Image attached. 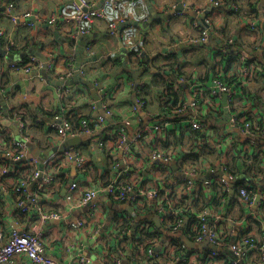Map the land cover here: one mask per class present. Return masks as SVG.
I'll use <instances>...</instances> for the list:
<instances>
[{
	"label": "built area",
	"instance_id": "built-area-1",
	"mask_svg": "<svg viewBox=\"0 0 264 264\" xmlns=\"http://www.w3.org/2000/svg\"><path fill=\"white\" fill-rule=\"evenodd\" d=\"M107 1L112 8H118L117 1ZM220 4L222 2H214V6ZM13 9L14 5L9 3L6 12L10 20L16 23L20 17L12 14ZM73 9L67 22L74 28L71 33L74 38L87 33L86 24L107 17L103 9H96L87 0H74ZM233 10L238 11V7ZM197 13L202 12L197 10ZM31 16L25 13L21 18L28 19ZM119 23H125V20L118 16L108 23V28L113 30ZM47 24H59L57 17H50ZM191 28L199 37L190 38L189 43L205 44L213 24L206 16L200 21L193 19ZM249 28L256 31V21L250 20ZM0 36H3L2 32ZM218 37L227 45L233 44L231 39H225L222 35ZM12 45L10 41L6 50ZM26 51L28 47L22 50ZM232 51L236 60L231 65L237 72L221 68L217 75L201 83L196 79L187 82L179 79V83L188 84L190 102L180 101L174 107L170 106L169 116L157 123L140 127L131 137H128L127 130L131 125L130 116L135 117L138 111L145 108V100L141 98L140 92L133 99L128 111L129 117L119 122L118 127L110 126H115L110 121L113 116L108 104L110 93L100 87V113L96 112L95 105H91L89 112L92 115H79L75 112L68 114L64 109L52 114L46 127L54 130L60 144L67 139L88 137L95 139L103 152L108 151L109 166L104 177H100L101 173L97 175L93 172L90 161L79 150H62L59 146L44 160L32 156L30 146L33 139L30 130L42 122L21 111L14 113L9 119L16 127V136L0 126V190H11L15 195L16 213L25 216L31 223L39 222L40 226L49 220H63L72 210L86 211L83 217L69 224V229L76 232L85 228L90 248L99 251L97 264H264V228L261 226L262 221L257 220L252 211L256 196L260 195L261 199L264 194L261 192L253 195L249 200L246 189L249 186H241L236 189L234 197L223 200L217 210L202 207L198 202V183L207 193H210L212 185H217L223 193H229L235 178L227 174L225 159L210 164L203 158L193 161L186 157H197L204 143L229 155L244 150L259 153L256 140L264 137V128L260 129L256 125L261 117L252 115L257 106L249 99L248 90L249 82L258 74V63L246 59L242 53ZM219 52L226 56L224 49ZM261 53L264 56V44ZM44 59V63L35 57H30L26 64H21L20 60L9 61L7 68L40 78L39 70L43 64L46 65V72H52L57 65V55L53 51H48ZM73 73V65H68L58 79L61 84L56 86L57 94L62 98L72 92V86L80 87L79 83L69 87L64 84ZM261 79L264 88V74ZM93 85L98 87L97 82ZM143 87L144 84H138L139 89ZM242 89L246 93L243 98L239 97ZM203 92H207L206 96ZM224 95L228 113L226 124L229 129L237 130L244 137V145L236 151H233L232 138L226 133L220 138L207 139L208 123L196 117L195 111L203 105L210 112L217 113ZM236 98H241V102L236 103ZM0 99L5 102L9 100V90L2 88L1 84ZM191 112L193 116L188 117ZM72 117L79 119L77 124H72ZM249 117L254 120H249ZM238 122L243 123L241 128H238ZM197 134L204 138L197 141ZM151 139L155 142H150L143 149V141ZM108 144H113L114 148L105 149ZM67 165L73 166L78 178H83L76 177L63 186L58 172ZM261 168L264 171V164ZM158 173L162 175L158 176ZM203 173L213 176L201 181L199 178ZM218 173L222 176H217ZM47 190H61L64 193V203L55 204V211H47L46 206L50 204ZM210 196L213 198L215 195ZM100 198H107L113 205L121 206V210L115 211L112 217L108 216L102 204L97 202ZM225 201L244 207L247 211L237 223L231 222L233 237L230 241L231 234L221 231V225L228 221L226 212L222 211ZM153 217L158 219L159 228L153 223ZM248 217L259 223V232H247L248 228H245L243 222ZM31 223H26L22 228L10 229L6 238L0 228V264H14L20 257L30 264H93L90 257L82 255L80 251L65 262L52 258L46 252L43 230L40 227L27 230ZM235 227L240 230L235 232ZM183 240L195 245L208 242L215 245L217 250L207 248L199 252L197 249H189ZM170 241H178L179 244L174 247ZM73 247L71 245L70 249ZM180 252L187 254L180 255Z\"/></svg>",
	"mask_w": 264,
	"mask_h": 264
},
{
	"label": "crops",
	"instance_id": "crops-1",
	"mask_svg": "<svg viewBox=\"0 0 264 264\" xmlns=\"http://www.w3.org/2000/svg\"><path fill=\"white\" fill-rule=\"evenodd\" d=\"M73 1L10 0L5 4L4 0H0V8L4 6V10L0 12V32L3 33V36H0L1 48L6 50L7 44L11 41L13 43L11 47H14L12 54L15 56L23 54L21 48L28 46L27 54L29 55L23 59L32 57L30 54L42 59L48 51H53L57 55L55 69L52 72L40 69V78L12 72L7 68L9 60L0 57V84L2 88L9 90L8 102L0 99V126L16 136V127L9 119L14 113L21 111L41 120L42 123L30 130L33 139L30 153L39 160H44L59 146L60 149L79 150L94 167L93 172L97 175L101 173L100 177H104V172L108 171L109 157L103 155L97 141L89 138L73 146L67 145L66 142L60 144L54 130L46 127L52 114L64 109L68 111V114L75 112L79 115H92L89 112L91 105H95L96 112L100 113V108L97 106L100 102V87L110 93L108 104L113 114L110 121L115 125L110 124V126L114 128L120 125L119 122L129 117L128 111L134 97L139 95V92L141 95L147 93L141 97L145 100V108L138 111L135 117L130 116L131 125L127 130L128 137H131L140 127L157 123L158 120L169 116V107L173 101L168 97L169 93L164 92L166 88L172 87L176 92L177 103L190 102L188 84L179 83V79L186 82L196 79L201 83L213 77L219 64L215 51L226 44L219 39V35L233 40L234 50L241 52L246 59L255 60L258 63V74L255 79L262 83L260 79L264 74V56L261 53V47L264 44V0H180L185 12L167 18L166 16L177 5V0H115L118 2L117 9L107 4V0L103 2L87 0L96 9H103L107 17L86 24L87 33L77 38L72 37L74 28L70 22H67L74 10ZM214 2H222V4L214 6ZM9 3L14 5L12 14L20 17L16 23H13L7 15L6 7ZM234 7H240L243 11L254 9V13L241 14L239 11L235 12ZM197 10L202 13L196 15ZM25 13H30L32 16L28 19L21 18ZM255 13L258 17L252 19ZM52 16L57 17L59 24L54 26L47 24ZM118 16L122 17L125 23H119L115 29L110 30L108 23L116 20ZM206 16L213 24L208 42L190 44V38L199 37L191 28L192 20L200 21ZM250 20L256 21V31L249 28ZM54 34L67 41V47L79 54L78 71L75 69L76 57L65 51ZM138 53L140 56L137 57ZM68 65L69 67L73 65L74 73L67 80L66 85L69 87L79 83L80 87L72 86V92L65 94L62 98L57 94V87L52 82H59V77ZM230 69L237 72L232 66ZM94 82L98 83V87H94ZM87 83L94 89L88 88ZM259 83H256L257 87H255L256 84H249L250 94L259 93ZM138 84H144V87L147 85V88L139 89ZM222 103L223 98L215 114L210 112L206 105L201 106L195 111L196 117L207 120V139L220 138L223 133H226L232 138L233 151H236L244 145V137L237 130L229 129ZM263 108L261 103L259 107L253 109L252 115L262 117ZM239 110L242 111V108ZM191 116H193L192 112L188 117ZM150 142L155 141L152 139L143 141L142 148L145 149ZM258 147L259 152L264 154V142ZM113 148V144L105 147V149ZM204 157L206 158L204 161L210 164L215 161V154L208 153ZM161 175L158 173V176ZM205 176L206 173L201 174L199 180ZM58 177L63 181V186H66L70 180L77 177V174L73 166L67 165L58 172ZM243 179L247 185L254 184V180L248 177L243 176ZM263 180L264 174L258 180V187ZM46 192L50 200V204L46 206L47 211L57 210L55 204L64 203V193L61 190ZM228 194L233 195L230 191ZM97 202L102 204L108 216L112 217L115 211L121 210V206L119 208L113 205L107 198H100ZM223 209L228 221L221 225V231L231 234L230 241L233 237L231 222L237 223L247 211L244 207L227 201L223 203ZM252 211L255 218L262 221L261 226L264 228V219L259 214L258 207ZM85 213L86 211L72 210L65 219L49 220L40 226L39 222L31 223L25 216L16 213L15 195L11 190H0V228L5 238L10 229L22 228L26 223H31L27 230L31 231L40 227L46 240L47 254L58 261H68L73 254H78L80 251L82 255L90 257L93 264H97L99 251L90 248L88 232L85 228L76 232H71L72 230L69 229V224L79 220ZM243 224L252 233L259 232V227L255 225L252 218L251 220L246 218ZM238 230H240L239 227L234 228L235 232ZM71 245H74L72 249H70ZM14 264L30 263L20 257Z\"/></svg>",
	"mask_w": 264,
	"mask_h": 264
},
{
	"label": "trees",
	"instance_id": "trees-1",
	"mask_svg": "<svg viewBox=\"0 0 264 264\" xmlns=\"http://www.w3.org/2000/svg\"><path fill=\"white\" fill-rule=\"evenodd\" d=\"M238 11L242 14V13H246L247 15H250L252 13H254V9L252 10H248V11H243V9H241L240 7H238ZM236 11V12H238ZM258 17V14L255 13V15L253 16L252 19H256ZM28 47L23 46L21 48V51L23 50V48ZM14 47H11L8 49V52H10L11 54L14 53L13 51ZM220 49H224L225 50V55H223V53L219 52ZM232 49L234 50V45H227V44H223L221 47H219V49H216L215 52H217L216 54L218 55V62L219 64L217 65L218 68L216 70V72L214 73L213 76L217 75L218 72L222 69H230L231 68V64L234 63V61L236 59L233 58V54L234 52L232 51ZM237 51V50H235ZM238 53H241L239 51H237ZM136 54V52H135ZM230 57V58H229ZM21 64H26L29 62V58L26 59H22L19 61ZM13 72V71H12ZM16 73V72H15ZM155 78V77H154ZM226 80H230V79H226ZM259 83L258 80L255 79L251 80L249 82V84H256ZM170 86V85H169ZM258 85L256 84L255 87H257ZM2 87V86H1ZM144 88H147V85H145ZM142 89V88H141ZM167 90H165V93L167 92V94L169 93L168 97L172 98L173 101V105H171L172 107H174L178 101L177 99V95L176 92L173 91V88H166ZM260 93V94H259ZM259 93L252 95L250 94L249 99H251L255 106H260V104H264V88L262 86L261 83H259ZM204 96H206L207 92H203ZM145 95H147V93H142V97H144ZM246 95L245 90L242 89V93L239 97H244ZM241 98H236V103L241 102ZM179 103V102H178ZM231 111H233V107H231ZM239 113V112H238ZM200 118V117H199ZM249 120H254L253 117H249ZM205 122H207V120L204 118L203 119ZM72 124H77L79 119L72 117L71 118ZM208 123V122H207ZM256 125L259 126L260 129L264 128V116L262 115L260 122L256 123ZM238 128H241L243 126V123H237ZM208 127V126H207ZM51 130V129H50ZM204 136L197 134V141H200L201 139H203ZM262 140H264V137H260L256 140V146H260L262 142ZM104 156L108 158V151H104L103 152ZM208 153L210 154H215V160L217 161H221L222 159L226 160V166H227V174L234 177L235 178V183H234V193L231 196L230 194H228L227 192H221L218 188L217 185H212L210 187V193H207V191H205V189L202 187L201 183H198V202L201 204L202 207H210L213 210H217V207L222 206V201L225 199H229V198H233L234 195L236 194V189L238 187H245L247 185V182L245 181V179H243V176L248 177L252 180H254V184L252 185H248L249 187H247V191H248V197L249 200L252 199L253 195H256L258 193H263L264 194V186L263 187H258L257 183L259 178L263 177V170H262V165L264 164V154L256 153L255 150L253 151H249V150H244L242 152H239L237 154H233V155H229L225 154L222 150H216L212 147H210V145L208 143H204L200 149V153L196 156L193 155H188L186 156L187 158L191 159V160H195L198 158H203L206 159L204 156H206ZM202 181V180H201ZM214 194L215 196L212 198L210 195ZM258 211L259 214L263 217L264 219V197H262L260 199V201L258 202ZM248 220H251L250 217L247 218ZM253 222L255 223L256 226L259 227L260 230V226L259 223L256 220H253ZM251 230L247 229V232H250ZM172 246H178L179 242L178 241H170ZM198 250V249H197ZM208 250L207 248L198 250L199 252H204ZM187 254V252H180L179 254ZM176 254H178V251H176Z\"/></svg>",
	"mask_w": 264,
	"mask_h": 264
},
{
	"label": "water",
	"instance_id": "water-1",
	"mask_svg": "<svg viewBox=\"0 0 264 264\" xmlns=\"http://www.w3.org/2000/svg\"><path fill=\"white\" fill-rule=\"evenodd\" d=\"M10 0H4V3L7 4ZM103 1H106V0H102ZM98 8V7H97ZM4 10V6L0 8V12H2ZM185 10L183 9L181 3H180V0H177V5L172 9V11L170 12V14L167 17H171V16H174L176 14H181V13H184ZM260 17L262 18V14L260 15ZM30 20V19H29ZM150 23V21L148 22V24ZM56 40L59 42V44L64 47L65 51L68 53V54H71V55H74L76 57V60H77V64H76V71L79 70V63H80V59H79V54L76 53V52H73L72 50H70L68 47H67V41L61 39L57 34H54ZM28 51L24 52L23 54H20V55H13L11 54L10 52H8L7 50L3 49L0 47V57H3V58H6L7 60L9 61H18V60H22L24 57H28L29 53L27 54ZM32 57H35L36 59H38L39 61H41L42 63L45 62V59L44 57L41 59V58H37L35 55L33 54H30ZM46 68V65L43 64L42 66V69L43 71H46L45 70ZM134 79H135V75H134ZM55 86H58L59 84H61L60 82H52ZM84 83V82H83ZM64 84H67L66 82ZM86 86L90 89H94L92 87V85L90 84H86ZM137 86V85H136ZM98 102V101H97ZM226 95L223 96V103H222V106L224 108V111H225V114L226 116L228 117V113H227V109H226ZM99 108H100V102H98V105H97ZM87 139L89 138H80V137H75V138H71V139H67L66 140V144L67 145H70V146H73V145H77V144H80L82 143L83 141H86ZM91 139V138H90ZM62 149V148H61ZM62 150H65L64 148ZM213 175H210V174H207L202 180H205V179H209L211 178ZM217 176H222L221 173H218ZM248 182H251L248 180ZM261 187L264 186V180L261 181L260 185ZM230 192L231 193H234V185H231L230 187ZM260 200V195H257L256 198H255V201H254V209L256 208L258 202ZM152 221L153 223L155 224V226L157 228H159V221L156 217H153L152 218ZM183 242L185 243V245L189 248V249H198V250H201V249H204V248H209V249H212L214 251L217 250V247L215 245H212V244H209L208 242H202L200 244H193L192 242L190 241H187V240H183ZM229 255L233 258V259H236V257H234L231 253H229Z\"/></svg>",
	"mask_w": 264,
	"mask_h": 264
},
{
	"label": "rangeland",
	"instance_id": "rangeland-1",
	"mask_svg": "<svg viewBox=\"0 0 264 264\" xmlns=\"http://www.w3.org/2000/svg\"><path fill=\"white\" fill-rule=\"evenodd\" d=\"M213 5H214V4H213ZM172 105H173V103H172ZM171 107H172V106H171ZM195 160H196V159H195ZM192 162H193V161H192ZM92 169L95 170L94 167H92Z\"/></svg>",
	"mask_w": 264,
	"mask_h": 264
}]
</instances>
